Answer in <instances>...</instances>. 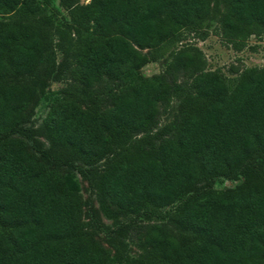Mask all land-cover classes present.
Instances as JSON below:
<instances>
[{
    "label": "trees",
    "instance_id": "trees-1",
    "mask_svg": "<svg viewBox=\"0 0 264 264\" xmlns=\"http://www.w3.org/2000/svg\"><path fill=\"white\" fill-rule=\"evenodd\" d=\"M61 6L69 22L56 24L43 0H0V264H107L103 247L81 231L75 184L50 167L87 179L103 212L170 208L169 227L148 228L138 264H264V67L229 79L207 71L196 46L174 51L185 32L204 30L218 14L223 41L241 52L264 33V0ZM55 37L82 87L45 116L49 148L30 153L20 137L32 139L25 111L44 88L42 63L59 78ZM169 54L167 68L192 73L189 85L173 74L141 76ZM105 82L128 86L101 111L88 91ZM173 101L172 120L152 134ZM110 245L123 259L121 244Z\"/></svg>",
    "mask_w": 264,
    "mask_h": 264
},
{
    "label": "rangeland",
    "instance_id": "rangeland-1",
    "mask_svg": "<svg viewBox=\"0 0 264 264\" xmlns=\"http://www.w3.org/2000/svg\"><path fill=\"white\" fill-rule=\"evenodd\" d=\"M77 1L81 5L89 2V0ZM43 8L47 15L52 16L56 24L69 22L68 11L61 6V0H43ZM217 19L218 14H215L204 30L194 33L185 32L183 41L177 45L174 51L183 47L196 46L204 54L206 70L220 72L229 79L236 78L239 71L244 68L264 67V33L260 36H251L244 49L241 52H236L223 41ZM54 51L56 63L60 64L59 78L52 80L55 71L49 73L48 64L42 63L39 66L38 76L40 82L44 84V88L25 111L29 117V122L25 127L32 131V139L29 141L26 135H19L26 141L30 153H34L37 149L49 148V143L42 136L45 116L53 106L62 100L79 96L82 87L74 78L75 62L63 54L60 43H57V37H55ZM170 59L171 54L157 62H149L140 70L141 76L164 75L170 78L173 74L177 75L178 83L189 85L192 80V73L183 74L169 70L167 66ZM127 86L123 82H105L100 87L92 88L88 92L101 100V111H106L111 107L110 96L114 92L126 90ZM175 110V101L171 103L169 109H161L157 126L151 131L152 134H155L157 130L172 120ZM158 143L159 140L154 141L155 145ZM104 164L105 161H102L91 169L92 172L99 174ZM50 169L57 171L67 181L75 184L82 203L81 231L87 238L98 242L103 247L107 264H138V257L143 252L144 237L148 228L152 225L169 227L166 217V213L170 210L169 207L164 209L149 208L145 212L120 216L114 213L115 208L113 206L108 205V211L103 212L87 179L70 168L50 167ZM233 185L229 182H220L216 183V188L221 189ZM112 240L121 244L124 251L123 259H116L115 252L110 245Z\"/></svg>",
    "mask_w": 264,
    "mask_h": 264
}]
</instances>
